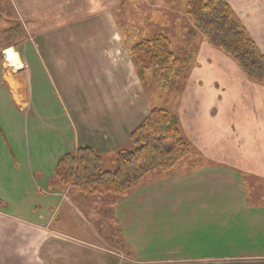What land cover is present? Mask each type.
I'll return each mask as SVG.
<instances>
[{
    "label": "rangeland",
    "instance_id": "1",
    "mask_svg": "<svg viewBox=\"0 0 264 264\" xmlns=\"http://www.w3.org/2000/svg\"><path fill=\"white\" fill-rule=\"evenodd\" d=\"M105 3L104 9L93 12L92 0H0L1 63L4 66L6 62L7 70L15 69V66H10L6 60L4 49L8 47L13 48L17 53L22 52L29 63L26 80L29 94L34 99L33 114L29 123L33 138L40 128L47 124L49 127L51 124L62 127L64 131L73 134V127L67 119L62 97L73 99L82 92L86 95L87 87L92 89L90 81H93L92 75L95 74V70L92 69L102 72L105 67L108 68V65L114 64L115 70L118 69L116 75H123L124 84L139 97L146 115L153 107L169 110L178 118L179 127L188 139L181 123L183 116L181 111L186 95L190 92L187 89L189 82L197 83V80L202 82L204 78L203 75L201 76L202 60L208 61L209 66H214L218 61L224 64L223 60L235 61L205 39L201 30L190 19L185 0H107ZM253 3L255 15L260 19L264 18V0H253ZM111 20L113 28L108 25ZM157 35H164L171 40L174 58L177 60L171 65L165 77L158 67L141 70V67L134 63L130 53L135 44ZM204 44L208 46L207 51ZM209 47L216 50V53ZM45 48H65L68 51L72 50V53L75 52L74 49L80 50L84 66L78 70H72L73 72L66 70V77L64 74L65 79L63 78L64 90L60 86L58 88L55 79L43 71L34 60L33 53L37 50L43 51ZM88 49L97 50L101 58L103 57L101 51L104 49L109 58V60L106 58L107 65L94 60V56L89 54ZM220 57H222L221 60ZM112 70L113 68L109 67V71L113 73ZM13 73L21 78L19 71ZM2 74L1 68V79ZM113 76L115 77V73ZM2 85H4L3 81ZM19 127L17 120L14 128L17 131ZM44 129L46 128H43L42 132ZM61 138L59 136L57 139L60 144ZM191 144V153L175 168L169 171H153L125 194L89 195L81 192L78 187L68 186L67 196L70 199L66 198L63 206H58L56 199L50 200L49 204H54L52 209L49 206L50 213L46 207L43 212L42 210L35 212L30 207L36 199L33 194L28 195V192L22 189L24 185V188L27 187L26 180L23 183L22 180H16L13 174H1L0 212L9 219L0 217V221L9 222L13 226L38 224V228L34 227L38 229V233H33L37 239L34 238L32 241L31 252L27 247L28 240L23 241L21 247V255H31L33 263L38 264H41L43 258L47 260V264H62L59 256L63 254L70 258L71 244L76 247L73 256L77 261L81 260V264H104L105 256L111 264H117L119 262L117 257L121 256L124 257L125 264H191L158 260H168L169 257L196 259L199 256L216 254L215 248H210V252L202 253L206 251V247L196 246L197 242L179 238L182 232L177 235L179 236L177 239L174 237L169 240V235L151 227L166 225L158 220L153 221L152 213L142 211L144 207L137 206L136 198L133 196V193L141 190L163 192L161 198L155 200V209L170 211L173 208L174 222L184 224L189 212L186 207L188 200L183 193L195 190L194 188L200 190L195 186L187 185L184 178L191 169L188 165L185 166L186 161L193 155L201 156L200 151L192 142ZM124 148H133V145L129 141ZM110 154L103 156L105 158L103 168L114 170L117 162L115 154ZM56 180L64 185L59 178ZM246 180L247 189L264 191V181L261 179L248 176ZM206 183L207 185L203 186L205 190H238L236 184L210 177L207 178ZM83 202L91 208L96 205L95 210L91 209L87 212ZM184 206L186 209L183 208ZM84 210L86 213L83 212ZM142 213L146 215L143 216ZM158 214H155L156 217ZM78 220H85L87 225H78ZM232 228L230 227L231 230ZM247 230L248 227L245 226L242 232ZM228 242L233 243L232 237ZM211 243L213 242H208V245L210 246ZM90 245H94L97 249ZM0 253L4 257V255H11L12 251L0 247ZM233 264L247 263L234 261Z\"/></svg>",
    "mask_w": 264,
    "mask_h": 264
},
{
    "label": "crops",
    "instance_id": "2",
    "mask_svg": "<svg viewBox=\"0 0 264 264\" xmlns=\"http://www.w3.org/2000/svg\"><path fill=\"white\" fill-rule=\"evenodd\" d=\"M228 1L264 52V18L260 19L255 15L253 0ZM108 23L113 28L112 20ZM204 46L207 51L208 46ZM45 49L33 53L34 60L55 79L58 88L60 86L64 90L66 70L73 72L72 70L84 66L80 50L74 49L75 52L72 53V50L65 48ZM209 49L216 51L210 47ZM4 50L7 62L10 66H15V69L7 70L6 62L3 66L0 58V69L3 72L2 79L0 76V178L1 174H13L16 180H22L23 183L26 180L27 187L24 188V185L22 189L28 195L33 194L36 199L30 207L35 212H43L46 207L49 212V206L50 209L54 206L49 204L50 200L56 199L58 206H63L65 199L69 198L68 187L65 188L56 180L55 167L58 159L81 146H89L103 156L115 154L117 150L126 147L131 132L142 122L146 111H143L139 97L124 84L123 75H116L118 69L115 70L114 64L108 65L113 68V73L109 71V67H105L102 72L93 68L95 74L92 75L93 81H90L92 89L87 87L86 95L81 88L82 94L78 97H62L73 134L64 131L62 127H55L54 124L49 127L47 124L48 127L42 126L34 139L29 125L34 99L29 94L26 80L29 63L22 52L17 53L11 47ZM88 51L98 63L107 65L106 58H109L104 49L101 51L104 58H101L97 50ZM223 61L224 64L218 61L214 66H209L208 61L202 60L201 76L204 78L202 82H189L187 89L191 94H185L186 101L183 102L182 126L188 139L201 153L200 157L191 156L185 165L191 168L184 175L186 184L200 190L194 188L195 190L183 193L188 200L186 207L189 212L184 224L174 222L173 208L170 211L155 209V200L161 198L163 192L141 190L133 193L137 206L150 208H143L142 211L151 212L153 221L158 220L166 225L151 226L152 228L169 235V240L180 236L179 238L197 242L196 246L206 247V251L202 253L215 248L216 254L196 259L169 257L168 260L158 261L191 264L239 261L264 264V191L247 189L246 180L248 176H255L264 181V85L248 79L235 62ZM18 71L21 78L13 73ZM17 120L20 129L16 131L14 127ZM43 128L46 129L42 132ZM59 136L62 137L61 144L57 140ZM206 177L236 184L238 190H205L203 186L207 185ZM83 204L87 212L96 207L93 205L91 208L86 202ZM83 212L86 213L85 210ZM142 215L145 216L146 213ZM0 217L9 219L1 212ZM78 222V225H87L85 220ZM34 224L13 226L9 222L0 221V247L12 251L11 255L4 257L0 253V264H38L33 263L31 255H21L22 242L26 240L31 252V244L35 238L33 233H38V224ZM245 226L248 230L244 233L242 230ZM230 227H233L232 230ZM180 232L183 234L179 235ZM231 237L233 243L228 242ZM210 241L213 243L209 246ZM90 246L97 249L94 245ZM70 247V258L61 254L60 263L81 264L82 261H77L73 256L76 252L75 245L71 244ZM121 257H117V264H125L124 257ZM104 261V264H111L106 256ZM41 264H47V260L43 258Z\"/></svg>",
    "mask_w": 264,
    "mask_h": 264
},
{
    "label": "trees",
    "instance_id": "3",
    "mask_svg": "<svg viewBox=\"0 0 264 264\" xmlns=\"http://www.w3.org/2000/svg\"><path fill=\"white\" fill-rule=\"evenodd\" d=\"M107 0H92V11L106 7ZM190 19L205 39L233 59L253 82L264 85V52L228 0H185ZM131 57L141 70L158 67L165 77L174 58L172 43L164 35L135 44ZM133 148L115 152L116 169H104L103 155L89 146L63 154L55 175L65 187L87 194H125L155 170L169 171L192 149L179 127L178 118L163 107H153L129 137Z\"/></svg>",
    "mask_w": 264,
    "mask_h": 264
}]
</instances>
